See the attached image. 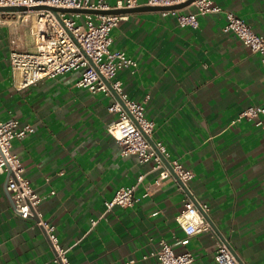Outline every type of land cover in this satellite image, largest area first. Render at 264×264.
<instances>
[{"label": "crops", "instance_id": "0c3cea01", "mask_svg": "<svg viewBox=\"0 0 264 264\" xmlns=\"http://www.w3.org/2000/svg\"><path fill=\"white\" fill-rule=\"evenodd\" d=\"M215 4L223 12L198 15L197 29L181 27L161 11H140L128 14L111 34V50L137 62L134 73L123 70L119 79L130 98L146 102L147 118L155 123L152 140L195 174L188 185L191 197L186 194L209 206L216 235L193 236L185 246L176 217L186 194L165 180L144 197L161 170L121 155L107 131L116 119L108 111L112 99L78 87V72L19 90L10 52L15 47L33 52V40L18 13L0 26V122L33 126L34 133L15 141L13 151L24 177L40 196H48L38 211L56 227L71 264L131 259L152 264L142 256L162 240L177 253L191 252L193 264H214L218 240L226 241L242 264H264V119L260 125L237 120L250 107H264V68L259 55L223 31L228 11L264 35V0ZM179 12L197 9L189 5ZM142 174L138 202L107 211L105 203L116 191L136 184ZM9 175L0 173V264H55L37 218L15 214Z\"/></svg>", "mask_w": 264, "mask_h": 264}, {"label": "built area", "instance_id": "2783aa9c", "mask_svg": "<svg viewBox=\"0 0 264 264\" xmlns=\"http://www.w3.org/2000/svg\"><path fill=\"white\" fill-rule=\"evenodd\" d=\"M189 0H117L110 5L108 0H0V7L21 6L27 11L18 13L21 21L28 25L32 37L34 51H22L13 48L10 62L14 71L19 73L18 89L24 90L45 79H55L68 73L78 72L80 77L76 85L87 89L92 94H103L112 102L108 111L116 116L109 124L107 131L121 148L123 157L134 156L143 165L151 164L153 170H161V176L146 188L144 197L162 186L163 181L173 180L180 191L195 178V174L185 169L173 159L162 142L152 140L155 129L154 121L147 118L145 103H138L125 91L119 74L123 70L132 73L137 62L123 51H112L111 34L120 22L129 18L128 13H103L114 10L133 9L141 6L169 7L185 3ZM216 0H194L191 5L196 13H180L179 10L161 11L164 16L176 18L181 27L199 28L198 15L223 12L215 4ZM35 7H51L63 10H89L98 13H54L48 9ZM12 12H0V26L6 16ZM225 33L238 38L253 54L260 57L264 68V35H259L241 18L225 11ZM15 44V42H13ZM256 120L262 124L264 107L254 106L242 111L237 120ZM34 133L31 125H21L11 119L0 122V173L10 174L7 190L11 194L14 212L22 219L37 218L38 226L42 227L53 248L55 264H71L65 248L60 244L56 227L42 219L38 206L48 197L40 196L24 177V167L17 154L13 151L14 142L23 140ZM140 175L136 184L119 188L112 200L105 203L106 210L115 206L132 207L138 198L136 190L144 181ZM52 192L50 195H53ZM187 200L176 221L186 235L180 244L187 245L189 238L211 233L216 235L211 224L202 212L209 211L207 204H200L201 210L186 194ZM96 224V222H93ZM143 261L151 260L152 264H193L195 257L189 251L177 253L166 241H160L158 247L145 253ZM50 264V263H46ZM124 264H137L131 259ZM214 264H241L232 250L223 240H218L214 252Z\"/></svg>", "mask_w": 264, "mask_h": 264}, {"label": "water", "instance_id": "95a60500", "mask_svg": "<svg viewBox=\"0 0 264 264\" xmlns=\"http://www.w3.org/2000/svg\"><path fill=\"white\" fill-rule=\"evenodd\" d=\"M194 0H189L185 3L179 4V5H175V6H169V7H152V6H143V7H137V8H133V9H123V10H114V11H110V12H103V13H112V14H125V13H135V12H140V11H170V10H180L183 9L189 5H191V3ZM35 10L38 9H48L54 13L57 12H68V13H98L95 11H89V10H63V9H56V8H51V7H35ZM27 11V8L25 7H21V6H15V7H0V12H12V13H21V12H25ZM185 192L191 197V193L188 189V187H184ZM196 206L201 210L200 205L197 201H194ZM202 212V210H201ZM203 215L205 216L206 220L211 224L212 228L216 230L213 222L211 221V219L209 218L208 214L202 212ZM225 243L228 245V247L232 250L233 254L235 255V257L237 258V260L242 264V262L240 261L238 255L235 253V251L232 249V247L225 241Z\"/></svg>", "mask_w": 264, "mask_h": 264}]
</instances>
